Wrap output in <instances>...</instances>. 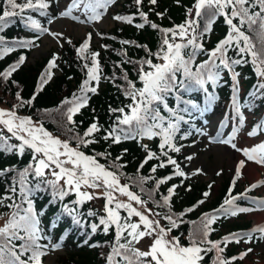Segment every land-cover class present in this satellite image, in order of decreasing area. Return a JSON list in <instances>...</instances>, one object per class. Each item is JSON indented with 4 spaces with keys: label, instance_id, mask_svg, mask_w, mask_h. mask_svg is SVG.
Wrapping results in <instances>:
<instances>
[{
    "label": "snow or ice",
    "instance_id": "6c2138e0",
    "mask_svg": "<svg viewBox=\"0 0 264 264\" xmlns=\"http://www.w3.org/2000/svg\"><path fill=\"white\" fill-rule=\"evenodd\" d=\"M133 2L136 6L134 13L115 14L111 19L138 30L151 28L160 34L158 47L153 51L146 44L120 40L122 48L117 55L121 60L114 65V69H121V75L118 76L114 70L111 76H105L101 53L91 48V32L78 46L73 45L84 79L77 90L64 97L55 109L40 110L44 116H52L55 112L61 118L56 120L52 117L64 139L50 132L42 117L20 114V109L33 106L43 86L52 80V70L59 68L57 62L60 57L55 52L40 73L32 96L25 99L22 90H17L11 107L0 108V152L19 158L30 154L23 167L0 168V178L5 182L3 194H0V208L8 209L7 213H0V218L6 217L0 225V264H44L46 256L62 249L65 237L54 240L41 225L43 212L36 210L33 199L40 191H49L53 200L60 202L74 195L75 199L63 204V209L78 225L84 223L80 218L79 206L97 199L104 201L102 209H90L87 215L95 218L90 224V235L98 231L113 235L105 245L108 251L101 254L105 264H207L209 254H212L211 264H235L254 249L248 247L238 256L226 257L225 249L230 243L264 242V223L248 232L229 233L219 240L209 238L215 231L212 226L221 217H236L258 210L257 207L239 206L237 201L248 198L247 193L264 184V180L252 183L244 192L235 195L232 189L248 162L264 167V140L250 147H239L236 143L238 132L246 120L242 108L252 111L255 101L264 99V0H193L191 7L185 10L184 21L171 27H161L150 19L149 12L143 10L144 0ZM52 3L53 0H2L0 33L18 18L35 35L11 41L0 35V59L17 48H38L40 45L37 41L45 34L63 46V33L43 26L32 15L36 13L47 17ZM115 3L116 0H70L59 16L47 19V24L51 25L59 18H69L79 24L101 23ZM176 3L179 4L180 0H176ZM148 4L156 6L158 0H148ZM149 11L160 18L165 15L164 12H156L154 7ZM137 18L139 22H135ZM219 18L227 27L226 34L214 47L208 48L205 42ZM97 35L104 38L99 31ZM66 42L72 44L71 39ZM129 45L143 49L145 56L135 60L129 57ZM101 47L107 49L108 46ZM26 59L21 54L17 61L0 71V82L6 85L11 83L19 89L18 82L11 78ZM249 63L257 76V84L241 104L240 72L237 68ZM125 64L134 65L135 80L129 78L123 67ZM225 73L232 82V112L224 117L219 127H228V120L232 119L231 132L221 138V132L208 136L204 129L195 128L194 125L192 128L200 136H208L209 144L229 146L244 158L235 164L231 186L220 206L203 213L199 222L191 221L194 227L188 232L186 240H182L183 233L175 235L174 230L185 223L183 218L188 213L205 203L212 184L208 185V190L202 193L203 198L196 204L181 212L174 211L173 197L178 194L177 189L185 187L186 191H191V186H185L184 182L206 173L202 167L185 171L195 154L184 157L187 162L184 167L173 154L181 153L185 147L178 140H187L192 135L191 129L182 131V125L190 124L194 114L202 117L211 108L217 99L212 89L224 82ZM103 79L110 80L128 102L117 107L108 106L110 123L107 126L101 124L98 117H93L81 132L75 117L88 107L92 95L98 94ZM118 79L123 83L116 84ZM193 92L204 95L203 105L189 98ZM260 134H264V119L247 132L249 137ZM145 140L158 141L157 150L144 143ZM101 141L107 144L103 151L91 147ZM127 141H135L145 153L132 175L123 171L127 167L123 160L128 149L124 148L115 157L109 151L113 145ZM90 147V152L85 151ZM150 161L155 163L149 174L143 175L142 169ZM169 167V175H155L158 169ZM222 172L223 169H220L216 175H222ZM174 177L181 178L180 183L168 187L167 194L160 193L161 185ZM122 179L126 182H122ZM149 182H152V187L146 188ZM133 188L138 191H133ZM149 204L153 207H149ZM253 204H258L259 209L264 210V201L253 199ZM88 243V239L83 241V244Z\"/></svg>",
    "mask_w": 264,
    "mask_h": 264
},
{
    "label": "trees",
    "instance_id": "16d2710c",
    "mask_svg": "<svg viewBox=\"0 0 264 264\" xmlns=\"http://www.w3.org/2000/svg\"><path fill=\"white\" fill-rule=\"evenodd\" d=\"M67 1L70 2V0ZM116 2L118 6L111 9L113 6L112 5L108 10L109 15L113 16L115 14H132L136 11V6L133 0H116ZM192 3L193 0H180L179 4L176 3V0H158V4L156 6H151L148 4V0H144L143 10L149 12L150 19L159 24L161 27H171L173 24H179L184 21L185 10L186 8L191 7ZM0 4H2V0H0ZM153 7L155 8L156 12H164V17H157L155 12H150L149 9ZM47 12L48 14L52 13L51 7L47 10ZM32 15L36 19L40 20L43 26L50 17L39 16L36 13H32ZM135 22H139V18H137ZM226 31L227 27L223 23V19L219 18L214 25L213 32L209 35L205 42L206 47H214L215 43L219 39L223 38V36L226 34ZM100 33L104 34V38L99 36L100 44L98 46H92L91 44V48L101 53V63L105 76H111L114 70L118 76L121 75V69H114V65L119 63L121 60V57L117 55V51L122 48L121 44L119 43L120 40H132L140 44H146L149 48L155 51L158 47L160 35L148 27H146L144 30H138L132 25L123 24L116 21H113V26L110 27L108 31H100ZM0 35H3L7 40L11 41L18 37L32 38L35 33L26 29L20 19L15 18L9 27H7L4 32L0 33ZM40 39L37 41L38 44H40ZM67 39L68 38L64 37L62 43L63 46L52 52L57 53L60 57L57 62L59 64V68L52 70L54 72L52 80L47 85L43 86V90L37 95L32 107L20 109L21 115H32L34 118L37 116L42 117L45 127L55 135H61V131L52 117H55L56 120H60L61 118L55 112L52 113V116H44L40 110L55 109L64 97L70 96L72 92L77 90L79 84L84 79V73L81 71L80 62L76 57L73 47V45L78 46L80 43L78 41L72 40V44H68L66 42ZM102 45H107V49L102 48ZM31 51L32 49L28 50L17 48L15 51L4 55L3 59H0V71H2L10 64L17 61L21 54H24L27 57L26 62L15 73H13L11 78L12 80L18 82L19 89L16 85H12L11 83L6 85L0 82V108L7 109L11 107L12 103L14 102V94L17 90H22L21 94L25 99L30 98L36 91L40 73L44 70L47 61L51 58L52 53H50L47 58H44L35 64H30L27 61L30 58ZM127 51L128 56L134 60L145 56L143 49L131 45L127 46ZM202 58L203 57H201V59ZM123 67L127 71L129 78L135 80L136 73L134 70V65L125 64ZM237 71L240 72L239 100L240 103L243 104L246 101L249 92L254 90V85L257 84V76L253 70V66L250 63L239 66ZM69 77H71V79H69ZM122 83L123 81L120 79L116 81V84ZM231 83L230 76L225 73L224 82L221 83L219 87L212 89L217 99L213 102L211 108L205 113L206 115L219 116L224 112H227V115L231 114ZM189 98L194 99L201 105L205 102L204 95L199 92L191 93ZM127 102L128 101L125 100L121 92L118 91L117 87H115L110 80L103 79L100 83L98 94L92 95L88 107L82 109L81 112L75 117L77 123L79 124V130L83 132L84 129L92 122L93 117H98L99 122L107 126L110 123L108 106L111 105L113 107H117L122 103ZM170 103H172L171 100ZM93 109H95V112H93ZM242 111L246 117L243 128L250 131L255 123L261 119H264V99L256 100L252 111H249L247 108H242ZM196 116L199 117V114H194V119L191 120L190 124L182 125V131H188L190 129L192 130V135L189 136L187 140H178V143L185 145V147L182 149V152L185 148H188V146L193 141V138L196 136V132L194 128H192V125H195L194 122H197ZM61 138L64 139L65 136L61 135ZM144 143H148L153 150H157L156 145L158 141L145 140ZM91 147H94L97 151H103L105 148H107V144L101 141L100 144ZM91 147L85 151L90 152ZM124 148H127L128 152L124 156L123 162L127 165V167L123 169V171L128 175H132L136 172V169L143 159L145 153L135 141H127L120 145H113L109 151H111L113 157H115L119 155ZM182 152L173 155L178 161L183 163L185 156ZM29 159L30 154L27 153L23 158H19L13 154L0 152V168L9 166L23 167ZM153 163H155V161H150L147 165H145L144 169H142L143 175L149 174ZM170 173L171 168L169 167L165 169H158V172L155 175L162 177L169 175ZM180 180L181 178L174 177L167 184L161 185L159 192L167 194V188L173 184H179ZM188 181L189 180H186L184 183L185 186H191V191H186L185 187H180L177 189L178 194L173 197V207L174 211L176 212H181L185 208L196 204L198 200L203 198L202 193L206 191V185ZM122 182L126 181L122 179ZM230 186L231 183H229L228 178H226L217 192V195L211 198L208 197L204 204L199 205L193 212L188 213L183 218L185 223L181 224L179 229L174 230L173 234L180 235L183 233L181 239L186 240L188 232L194 227V225H192L190 222H199L203 213L210 212L211 210L218 208L227 196ZM145 187L151 188L152 182H149V184ZM4 188L5 182L2 178H0V194H3ZM132 190L138 191L136 188H133ZM232 191L233 195L241 193L238 192L239 190L235 187L232 189ZM247 195L254 196V194L249 192ZM157 198L159 197L157 196ZM33 199L36 210L38 212H43V215L40 217V219L41 225L45 228V230L53 237L54 240L61 236L65 237L63 247H65L68 251H65L64 255H60L58 264H105L104 257L101 254L108 251V248L105 245L106 242L112 240L113 235H105L102 231H98L96 234L90 235V224L95 220V218L89 217L87 215L90 209H102V199H100V207L93 203V201L86 202L79 206L80 218L84 222L82 225L74 223L72 216L68 215L63 209V204H67L70 200L75 199L74 195L66 197L63 202H60L53 200L49 191H40L35 194ZM246 202H248V199L242 198L237 201V204L243 205ZM148 206L153 207L152 204H149ZM7 212V208H0V213ZM5 218L6 217L0 218V225L3 224ZM53 225L55 226L53 227ZM249 226V223H246L245 225L235 224L230 226L228 229L231 230V233L248 232L251 230L249 229ZM212 227L215 229V231L211 233L209 237L210 239L219 240L223 236L227 235H224V233L221 231L223 225L220 223V220ZM85 239H88V244H83ZM96 244H99L100 246H90ZM237 249L238 247L235 242L230 243L225 249L224 255L226 257L238 256L239 254ZM46 258L47 256L44 258V264ZM211 258L212 254H209V256L206 257L207 264H211ZM241 262V260H237L235 264H240Z\"/></svg>",
    "mask_w": 264,
    "mask_h": 264
},
{
    "label": "rangeland",
    "instance_id": "374dc122",
    "mask_svg": "<svg viewBox=\"0 0 264 264\" xmlns=\"http://www.w3.org/2000/svg\"><path fill=\"white\" fill-rule=\"evenodd\" d=\"M67 5V0H53V3L51 5L52 13H49L48 16H53V13L54 16H59V12L62 11ZM117 6L118 5L116 2V4L111 7V9L116 8ZM74 14L80 15L79 12H75ZM111 17L112 15H109L108 11L103 22L101 23L79 24L69 18H59L55 20V22L51 25H48L46 22L44 26L50 27V29L54 32H62L65 38H71V40L78 41L79 43L82 42L87 33L91 32L93 34L91 44L92 46H98L100 43L97 31H108L110 27L113 26ZM62 43L63 40L61 41V44ZM39 45L40 46L38 48L32 49L30 58L27 61L28 63L35 64L36 62L47 58L50 53L58 50L61 47L56 40H54L47 34L41 36ZM196 119L197 122H194L196 124V128L204 129L205 131H207L208 136H216L218 129V132L223 133V136L221 138H224L227 136L229 131L231 132L232 130V127L230 126L223 129L219 127V116H209L204 114V116L202 117L196 116ZM247 132L248 130L242 129L238 133L236 143L239 147H250L254 144H257L260 142V140H262L264 136V134H261L249 137L247 135ZM208 136H200L196 133V136L193 138L195 144L193 145L192 141L188 148H185L182 153L184 154V156L195 154L194 160L187 167H185V171H191L197 167H202L204 172L206 173L203 175L195 176L189 179L188 182L191 181L192 183H202L206 185V191L208 190V185L212 184L209 196L211 198L217 195V192L219 191L223 181L226 178H228L229 183L232 182V179L234 177V166L240 159H243L244 157L240 153H237L235 150L231 149L229 146L221 144H209ZM185 164H187V162L183 160L182 167H184ZM220 169H223L222 175L217 176L216 172ZM261 180H264V167L252 162H248L246 164V167L242 169V176L236 182L235 188L239 190L238 192H244L245 189L248 188L252 183H256ZM249 193L254 194L255 197H259V201H264V184L255 189H252ZM120 198L122 200L125 199L124 197ZM93 203L100 207L101 200H93ZM244 205L246 207H256L253 204V199H249V201ZM257 209L258 210L250 213L239 214L236 217H221L219 220L223 225L221 229L222 233H224V235L229 234V232L231 233V230L228 228L235 224L245 225L246 223H249V229H252L257 225L264 223V210H260L258 208V204ZM219 220H217V223ZM140 246L143 247V245ZM237 247L238 253L244 251L248 247L254 249V251L247 257H245L240 264H264V242L256 241L251 244H245L243 241H241L239 244H237ZM65 251L68 250L63 247L56 253L48 255L45 259V264H58L60 255H64Z\"/></svg>",
    "mask_w": 264,
    "mask_h": 264
}]
</instances>
